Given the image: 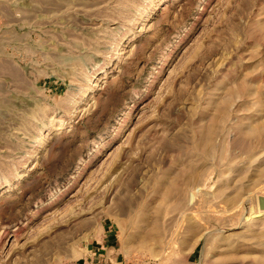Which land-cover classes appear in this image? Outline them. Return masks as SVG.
<instances>
[{
    "label": "rangeland",
    "instance_id": "rangeland-1",
    "mask_svg": "<svg viewBox=\"0 0 264 264\" xmlns=\"http://www.w3.org/2000/svg\"><path fill=\"white\" fill-rule=\"evenodd\" d=\"M264 0H0V264H264Z\"/></svg>",
    "mask_w": 264,
    "mask_h": 264
},
{
    "label": "water",
    "instance_id": "water-1",
    "mask_svg": "<svg viewBox=\"0 0 264 264\" xmlns=\"http://www.w3.org/2000/svg\"><path fill=\"white\" fill-rule=\"evenodd\" d=\"M257 210L259 212H264V197L257 198Z\"/></svg>",
    "mask_w": 264,
    "mask_h": 264
}]
</instances>
